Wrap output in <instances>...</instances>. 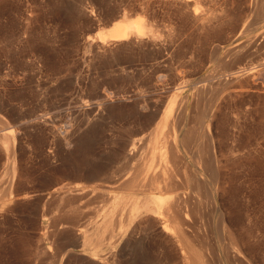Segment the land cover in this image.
<instances>
[{"label": "rangeland", "instance_id": "374dc122", "mask_svg": "<svg viewBox=\"0 0 264 264\" xmlns=\"http://www.w3.org/2000/svg\"><path fill=\"white\" fill-rule=\"evenodd\" d=\"M0 1H1L0 2V103H1L0 115L2 116V117L0 116V127L9 126L10 124H8V122L9 123L12 122L13 124L15 123L14 124L15 126L12 123H11V125H13V126H11V125L10 126L12 127L14 132H16L18 134V139H17L16 146H15L16 158H15V161L13 163L15 165V167L17 168V171H16L17 175L15 174V178H14V180H15L14 181L15 182L14 187L16 190L18 189L17 192H19L21 194H23V193H29V194L33 193L34 194L33 191H35V193L38 191L37 194L38 193L40 194L41 192L44 191L43 193L45 194L46 191H49L51 188H53V185H54V184L52 185V182L50 181V179H51L50 174L52 172H55L56 174H58V172H59V175H60V174H62V171L64 173V170L66 171L67 167L70 166V162H68V161H71V160L68 158L69 156H68L67 152L58 150L57 146L54 145V143H55L53 141V139H55L54 133H53L52 129L50 128V126L47 125V127H46V125H44V124H40V125L38 124L37 125L35 123V121H34V123H35L34 124V123H32L33 122L32 118H35V116H36V117H39V120H41L42 119V118H40L41 115L45 114L46 112H49V113L52 112V113H55L58 115H63L64 118L68 119V121H71L72 123L74 121V123H76V121L77 122H82L83 120L86 121L87 118L91 116V115L90 116L89 115L88 116H85V115H81V116L78 115L77 116L75 113H73L71 111V110H74L75 108H77L78 106H80L82 104L81 102L84 99L90 100V98L87 97L89 95L83 94V96H80V98H79V96H76L75 94H71L70 90L65 89L66 91L63 90L62 94L58 95L60 97H57V96L53 97L52 96L53 92L48 90L46 88V86L49 85L50 83L51 84L54 83L56 81V78H58V77H63V79L66 82H69L75 76H79V78H78L79 82L81 83L83 81L81 83V86L85 89L87 88V90L89 88L88 91L93 92L94 88L92 89V91L90 88L94 87V86L98 87L99 88L98 90H103V88H105L106 89L105 92H111L113 97L118 98V99H114L111 102L112 106L109 104V106H110L109 110H110L111 116L109 114H106V113L101 115L105 119H107V117L113 118L110 120L111 123L109 122L111 125L108 124V127H107V129L105 128L104 132L106 131L105 134L109 133L106 135L111 137V140H109L110 142H112V140H114V141L112 143H110L109 141H108V143L107 142L106 143L99 142L98 145L96 144L97 145V147H96L97 151H99L105 147L110 148V146H111V148H113V147L116 148L117 145H119V142L121 140H123V139L127 140L128 139V137H125V136H129V139H128L129 141L127 140L128 143L134 137H138L140 143L138 144L139 147H137V148H140V149H138L137 151H138V153H140V151L143 150V149L141 150V148H142L141 144H143L141 142H144L143 147H145L146 139L148 138L149 133L152 132L153 128L155 127V123L158 120V119L157 120L155 119L154 121L152 120L153 123H151L152 121H150L149 122L150 124L148 123L149 126H147V124L145 122L142 124L143 126L137 125L136 118L134 117L136 115V113H135L136 112V106L134 107L135 104H133V103H135L137 100H140L141 98L139 96L142 95L143 93H144L143 96L147 95V97L149 96L152 98L159 96V98L162 100V103L165 106L166 103L168 102L169 98H170L171 93L178 86L182 87L183 94L188 97L189 106H190V107L188 106L186 116L184 117V119L182 121V131H183V129L187 130V128H189L188 131H185V132H189L193 129L195 130V128H196V130L199 129L198 124H200V123L198 122V116L195 113H199L200 109L202 108V105L205 104L206 102H208V101L212 102V100L214 98V94H215L216 95L215 100H213V102L214 101L215 102L213 105L216 106V104L219 101L220 102L219 107L220 108L222 107V108L221 109L218 108V110L215 111V116H217V117H213V122H214L213 123V130H214L213 133L217 134V135L214 134V136H216L218 139V140L216 139V141L218 142V143L217 142L216 143L219 144V145H217V148H218L217 152H220L219 157L221 159V164H220L218 170H219L220 175L223 176V177L222 176H220V177H221V181H223V185L225 187V192L223 194L224 197L221 196L219 198L220 203H219V209H218L217 213L219 214V212H220L221 214H224L225 224L223 225V224L218 223L216 214L213 215V213H205L206 204L203 203V202H205V199L203 200L202 196L205 193L204 192V190L206 189L205 185L209 186L210 172L208 171L209 169L207 166H206L207 169L206 168L203 169L204 165H206V164L204 163V165H203L202 162L205 161L206 155H204V151H203V153H202V151H200V146L202 148V145L203 146L205 145V143H206L205 139L206 138L203 137L202 138L203 140H200L201 138L198 137V138H196V140H190L188 142V145L186 144V142L182 141L186 145L185 147L183 146L184 144L181 143V141L178 145V148L180 151V156L183 158V160L181 158L179 164H177L176 166H178V165L181 166V164H182V166L185 167L188 164V167H190L194 171V173L196 174V178L194 179V181H189V186L186 189V192L189 196L193 194L192 197L193 198L195 197L196 203L198 202V201H196V199L201 198V202L199 200L200 205L198 208L200 210V212H196L197 215L195 213L196 210L194 211L195 214L193 212L191 213V214H194V215H191L192 219H193V217L196 216L192 220V222L194 221L193 224L196 226V228H195V226H193L195 229L189 228L188 230L190 231L191 237L194 236V233H195V237H193V240H194L193 242H194V244H196L197 248H201L205 244L204 242H206V244L208 246L209 245L213 246L212 247L213 253H212V256L210 257L211 258L210 264H264V84L262 83L263 81L259 80L257 82L256 87L258 88V91L257 90L256 91L250 90L251 91L250 92L249 90H247L248 92L247 91L243 92L244 96L242 94V95L236 97L235 99L234 98H225L223 100L222 95L224 96L225 94H227V90L223 89V91H221L222 88H220V87H217L218 89L219 88L221 89V90L219 89L220 92L218 93L217 91H219V90L216 89V91H212V93H214V94L211 93V96L209 95L210 90H208L209 91V93L207 92L208 94H206V91H207L206 90L204 93L205 96L203 95L201 98H197L196 93H194V91H197L196 89L198 87H202L201 84L202 85L205 84L203 86L207 87L210 80L214 81L215 77H217L220 72L223 73L226 71V72L234 73L236 75L235 80L238 82H241V83H246L248 81L249 82L251 81V79L246 74L241 72V69L246 67V66H253L257 62L256 60L259 61L258 58H260L261 60L264 59V45H262V43H261L263 41L260 42L261 44L259 46L262 45L261 47L257 48L258 47L257 46L255 48H250V49L247 48V49L243 50L244 52L242 51V53L239 54V56L235 60L233 58H231V59L229 58L232 56H230L226 52L227 51L226 49L229 46V44L233 41V39H234L233 36H234V34H236L239 31L238 29L241 28V25H243L247 19L248 20L246 22H249V20L250 21L254 20L253 16L255 15L254 14L255 8L257 7L256 5H257V2H259V0L258 1L256 0V2H255V0H235V2L232 5H231V1L229 2V0H227V2H225V4L226 3L227 4L226 5L224 4V9H225V11L228 10V13H230V19L233 20V21L230 20L229 21L230 23L228 22V25H227V21L229 20V18L226 21H222V20L217 21V22L215 21L213 23V25H211V26H209V24L205 23L206 25L204 24L202 27H200L201 25L199 26V24H195V23L191 22V20H189V19H185V18L179 19V17H177L178 15L177 16L173 15L172 20H174V21L172 24H173V28H174V26H175V28L174 29L171 27L170 28L173 29L174 31L169 29L170 24L168 22H165L163 19L164 13H162V12H164V11H162V10H164V9L161 6H159L157 2H152L149 5V11L153 16V18L151 20V23H152L151 26H152V28L154 27L153 29L155 30V31H153V32H155V33H153L154 34L153 39L150 38L151 40L147 39V41H144V42H142L140 40L136 41V39L135 40L131 39V41L129 40V41L125 42V43H129L130 45L129 44L121 45L122 43L121 44H111L113 46L108 45L106 47L107 49L109 48L108 50H106L105 48L104 49L98 48V49H96L97 51H95V49L92 50V48H90L89 46L87 47L88 39L91 38L92 36H94L98 30H103V29H105L111 25V23H105L110 12L112 10H114L115 8L119 10L121 8V5H122V9H120V10H124L127 17H129V18L136 17L137 15L142 14L141 10H138V9L136 10V8L140 9L141 6H144L143 3L145 2V0H110V2H108L109 0H102L103 2L100 0L99 1L98 0H88V1L86 0V7L89 6V7H87L88 10H89V8H91V6L93 7V9H95L94 10L95 11L94 17H91L89 19L87 18L88 20L86 19V17L83 14H79L80 12L78 13V12H76V10L74 11L73 8L65 7V6H67V4H65V2L61 1V0H59V1L58 0H46V1L45 0H0ZM50 1L51 2L54 1L53 4L52 3L50 4L49 3ZM57 1H58V3H57ZM31 2H32V4L37 2L38 6H40V7L34 8L35 9L34 12L36 11V13L33 12V14H31V17L29 19L30 22H29V20H27V17H28V13L30 12L29 7L32 5ZM41 2H42V4H41ZM253 2H255L256 5L253 4ZM59 3H62V4L59 5ZM96 3H98V4L96 5ZM63 4H65V5L63 6ZM118 4H119V6H118ZM27 5H28V7H27ZM253 5H255V6H253ZM44 6H45V8H44ZM226 6H227V8H226ZM236 6H238V7H236ZM229 7H230V9H228ZM62 8H64V9L67 8L68 10L67 9L64 10ZM253 8H254V10H253ZM37 10H39V11L37 12ZM61 10H62V12H61ZM70 10H73V12H76V13H72ZM59 11L62 14H60V13L58 14ZM64 11H65V13H64ZM229 11H231V12H229ZM37 13H38V15H37ZM63 13L65 14V16H62ZM71 13H72V16H69L68 14L71 15ZM232 13H234V14L232 15ZM35 14H36V16H35ZM66 14H67V16H66ZM77 14H79V15H77ZM73 15H74V17H73ZM82 15L84 16V18L86 20L83 19ZM154 15H155V17H154ZM161 16H163V17L161 18ZM239 16H241V18ZM251 18H253V19L251 20ZM67 19H69V20H67ZM62 20L64 22H62ZM180 20H182V21L180 22ZM260 20L261 21L264 20V15L261 16ZM28 22H29V24H28ZM162 22H164V23H162ZM178 22H180V23H178ZM182 22L184 24H182ZM221 22L224 25L220 24ZM61 23H62V25H61ZM158 23H159V25H157ZM160 23H162V24L160 25ZM263 23L264 22H261V24H263ZM26 24H27V26H25ZM154 24L157 25V27L153 26ZM164 24H166L167 27ZM236 24H237V26H236ZM190 25L192 26V28ZM216 25H218L219 28ZM231 25H234V27L233 26L231 27ZM176 26H178V27H176ZM188 26H190V27H188ZM204 26H206V27H204ZM227 26H228V28H227ZM181 28H183V31H185V33L182 31ZM201 28H203V29H201ZM230 28H231L232 32L228 30ZM162 29L165 31H163ZM177 29L179 31L181 30L180 31L181 33H179L177 31ZM191 29L195 30V31L191 32ZM226 29H227V31H229V33L227 31H224ZM160 30H162V31H160ZM198 30L202 33H200ZM210 30H213V31H211V34H210ZM221 30H223V31H221ZM234 30H236V32H234ZM22 31H24V32H22ZM168 32H169V34H168ZM195 32H196V34L198 33V35H196ZM199 33L201 35H199ZM172 34H173V36H174L173 38L175 40L174 43H172V40H171ZM184 34H185V36H184ZM194 34L196 37L194 36ZM202 34L205 36V38ZM227 34H231V36L227 35ZM189 35H191V36H189ZM87 36H89L88 39H87ZM167 36H170L169 37L170 40L168 39ZM175 37H177V39H175ZM181 37L183 39L179 40ZM190 38H192V39L190 40ZM199 39H200V41H199ZM183 40H185V41H183ZM130 42H132V43H130ZM182 42H184V44ZM144 43L145 44L147 43V45H145ZM85 44H86L87 49L85 47ZM191 44L195 45V46L192 47ZM199 44H200V46H199ZM117 45H119V46H117ZM128 46H129V48H128ZM217 46H219V48ZM115 47L117 49L120 47L121 48L115 52V50H116ZM214 48L216 51L214 50ZM119 50L120 51L123 50V52L121 51L122 54H120ZM248 50L249 51L252 50L253 52L256 51L255 52L256 56L255 55L251 56L249 54L250 52ZM224 53H226V54H224ZM109 54H111L110 57H109ZM112 54L113 55L116 54V55H114L115 57L114 56L112 57ZM119 54H120V57L123 55L121 57V59H119L120 58ZM242 54H243V56H242ZM248 54L250 55V57ZM224 55H228V57L224 56ZM244 55H248V56L245 57ZM61 56H63L65 61L62 60ZM116 56H118V57H116ZM260 56H263V57H260ZM58 58H60V59H58ZM73 58H75V62H74ZM113 58L115 60H113ZM76 59H79V60L76 61ZM85 59H86V61H85ZM109 59H111V60H109ZM162 59H166V60H162ZM70 60L73 62L70 63ZM223 60L225 63L221 62ZM229 60H231L230 66H229ZM84 61H85V65L82 64V63H84ZM232 61L235 63L237 62V63L234 64ZM58 62H61V63L59 64ZM56 63L58 64V66ZM69 63H70V65H69ZM128 63L131 66H133V68ZM226 63L228 65L227 66L224 65L225 69L222 68L223 65H221V64H226ZM53 64L55 67H53ZM63 64L67 65V66L64 65L66 69L64 68ZM60 65H61V67L63 66V68H58V67H60ZM68 65H69V70H68ZM166 65L168 66V68ZM56 66L59 70L56 68ZM70 66L73 67L74 69L71 68ZM124 67H126V68H124ZM173 67H175V69L177 68L176 69L177 71ZM70 68H71V71H70ZM83 68L85 69V72H84ZM63 69H64V71H63ZM77 69L79 72L77 71ZM65 70H67V71H65ZM82 70H83V73H85L84 75L82 73ZM124 70H126V73ZM171 70H174L175 72H177V74L173 71L171 72ZM59 71H60V74H59ZM68 71H69V73H68ZM120 71L123 74H121ZM167 71H168V73H167ZM216 71H217V73H216ZM51 72H53L52 74L54 76L51 74ZM73 72H74V75H73ZM128 72L133 77L135 76L134 79H133V77L130 78L131 75ZM116 73L117 74L119 73V74L117 75ZM166 73L169 74L170 77ZM174 73L176 75H173ZM212 73L214 75L215 74L216 75L218 74V75L214 76ZM210 74H212L213 79H210L211 78ZM128 75H129V77H127ZM138 75H140V76H138ZM69 76H71V77H69ZM72 76H74V77L72 78ZM82 76H83V78H81ZM124 76H126V77H124ZM137 76L139 78L141 77L140 80ZM174 76H176V77H174ZM177 76H180V77H177ZM203 76H204V78H202ZM46 77L48 78L47 80L49 82L45 79ZM136 77H137V79H136ZM167 77H169V78H167ZM181 77H182V79H181ZM185 77L187 79H184ZM127 78H128V80H127ZM174 78H177V79L180 78V79L177 80ZM40 79L46 80L47 85L43 86V87H38L37 86V80H40ZM66 79H69V80H66ZM80 79L81 80L83 79V80L81 81ZM88 79H91V80H88ZM148 79L150 81H148ZM188 79H189V81H186ZM86 80H88V81H86ZM107 80L110 82H107ZM134 80H135V82H133ZM145 80L147 82H145ZM99 81H100V83H99ZM102 81H103V83H102ZM183 81H185L186 83L185 82L183 83ZM190 81L192 82V85H191ZM88 82L89 83L92 82V83L89 84ZM94 82H96V83H94ZM104 82H106V83H104ZM142 82H144L146 84L149 83L147 85L148 88H146L147 87L146 84L144 85ZM179 82H180V84H179ZM187 82H189V83H187ZM83 83L84 84L87 83V84L84 85ZM93 83H94V85H93ZM108 83H109V85L112 84L111 87L108 85ZM135 83H137L138 85H136ZM34 84H36V85H34ZM105 84H107V86ZM172 84H173V87H172ZM170 85L172 88H170ZM133 86H135V87H133ZM137 86H139V87H137ZM101 87H103V88H101ZM256 87H254V89ZM259 87H261V88H259ZM189 88H190V90H188ZM135 89H137L138 92ZM141 89H142V91L140 92ZM144 90H146V91H144ZM43 91H45V92L43 93ZM116 92H117V94H116ZM132 92H134V93H132ZM66 93H67L68 97L66 96ZM47 94H50V95L52 94L51 95L52 98H50V95H47ZM118 94H119V97H118ZM134 94L136 95V97ZM217 94H218V96H217ZM91 95L92 94H90V96ZM41 96H43V97H41ZM208 96L210 98L212 97V100L211 99L207 100ZM69 97H71V98H69ZM206 97H207V99H206L207 101L205 100ZM43 98L45 100H48V101L45 102V100ZM62 98H65V99L62 100ZM239 98H241V99H239ZM68 99H70V100L75 99V100L70 101ZM220 99H221V101H220ZM59 100H62V101H59ZM197 100H198V103L195 102ZM225 100H226V102H225ZM39 101H40V103H38ZM53 101L54 102L58 101L57 105L59 108H57V109H60L61 113L59 112V110L57 112L55 110V108H52L51 105L53 104ZM64 101H65V103H64ZM76 101H78L79 104ZM192 101H194L193 104H192ZM50 102H52V104ZM37 103H38V105H37ZM196 103H197V105H196ZM44 104L45 105L47 104L48 106L45 107ZM129 104H131V105H129ZM35 105H36V107H35ZM39 105H41V106L39 107ZM65 105H67L66 106L67 108L65 107ZM75 106H77V107H75ZM192 106H194V107H192ZM196 106L197 107L200 106V109H199V107L197 108ZM4 107H5V109H4ZM43 107H44V109H43ZM130 107H131V109H130ZM47 109H48V111H47ZM53 109L55 110V112ZM34 110H37V111H34ZM51 110H53V111H51ZM69 110L71 111V113L68 112ZM114 110H116V111H114ZM195 110H196V112H195ZM64 111H66L68 114ZM113 111H114V113H113ZM125 111H126V113L128 112L127 113L128 115H132V117L129 116V118H128L127 117L128 115L125 113ZM129 111L131 112V114H129ZM31 112H33V114ZM117 112L118 113L121 112L122 114L124 112L125 114H124V116H120L122 114L121 113L118 114ZM28 113H30V115ZM38 113H40L41 115L39 114L40 116L39 115L37 116L36 114H38ZM115 113L117 116L119 115L120 117L118 116V118H117L116 115H114V117H113V114H115ZM216 113H218V114H216ZM6 115H8V116H6ZM33 115H34V117H33ZM23 116L27 120L24 119ZM30 116H32V117H30ZM10 117H12V118H10ZM78 117H80L81 120ZM82 117H84V118H82ZM195 117H196V119H195ZM4 118L6 119L5 121H4ZM13 118L16 120H14ZM119 118H121V120ZM131 118L133 121L132 124H131ZM214 118H216V119H214ZM19 120L22 123H23V121L24 122L27 121V122L22 124V123H20ZM120 122H123V123H120ZM130 124H131V126H129ZM26 125H28V126H26ZM122 125H124V128ZM20 126H23V127H20ZM30 126H33L35 128H33V127L30 128ZM133 126H134V128H133ZM36 127H37V130H36ZM118 127H120V128H118ZM126 127L128 128V130L126 129ZM122 128L124 130H122ZM129 128L132 129L133 131H130ZM135 128H137V129H135ZM216 128H217V130H215ZM41 129H42V131H41ZM111 129H113L115 131L114 134H113V130L111 131ZM125 129H126V131H125ZM116 130L117 131L120 130L122 132L124 131L125 133L124 132L119 133L120 131L117 132ZM138 130H140V131H138ZM142 130H144V131H142ZM19 131H20V133H19ZM127 131H128V134L126 133ZM138 132H139V134H137ZM115 133H117V134H115ZM130 134L131 135L134 134V135L131 136ZM36 135H38V137ZM115 135H117V136L115 137ZM120 137H122V139ZM219 137L222 139H220ZM142 138H144V139H142ZM134 139H136V138H134ZM19 140H20V143H19ZM204 141H205V143H204ZM114 142H115V145H114ZM40 144H42V145H40ZM99 144L101 147L99 146ZM199 144H200V146H199ZM104 145H106V146H104ZM55 146H56V148H55ZM44 147H46V148H44ZM47 148H49V149H47ZM192 148H193V150H192ZM194 148H196V149H194ZM220 149H222V150H220ZM126 150H127V148H126ZM191 150H192V152H191ZM195 150H197V151L195 152ZM3 151L4 150L1 149V146H0V188H1V190L3 189L2 187H4L6 185L5 180H7L6 179L7 178L6 172H5V174H3L4 173L3 171H6L5 169H7V171H9L11 168L10 167V160H8L6 158V155ZM199 151L201 152V154ZM221 151H223V153ZM198 152H199V154H198ZM54 153L56 154V156ZM193 153H197V154H193ZM65 154H66V156H65ZM193 155H195V156H193ZM202 155H204L205 157ZM198 156L203 157V158H201V161H202V159L205 158L202 162L200 161L202 164L199 162L200 158ZM221 156H223V157H221ZM192 157H194V158H192ZM196 157H198V158H196ZM64 159H65V161H64ZM194 159H195V161L197 160V162L193 161ZM116 161L118 163L119 162L120 163L118 164L114 161L115 166L113 167L114 162H111V165L112 164L113 165L111 166L110 164H108V167L110 166L112 168V170L114 169L113 171L118 172V173L114 172L115 174H119L121 172L120 170H122L124 164H123V161H121V160H119V161L116 160ZM64 162H65V164H64ZM131 162H134V160H132ZM131 162H130V164H131ZM185 162H186V164H185ZM223 162H226V163H224L225 165L223 164ZM194 163H197V164H194ZM199 163H200V165H199ZM99 164H102V163H99ZM117 164L121 165V166H118ZM222 165H224V166L222 167ZM5 166L7 168H5ZM60 166H61V168H60ZM103 166H105V165H103ZM180 166H178V167L182 170L184 167H180ZM224 167L227 168L228 171L230 170V172L227 173L228 171ZM53 168H54V170H53ZM63 168H64V170H63ZM119 168H120V170H117ZM49 169H50V171H49ZM202 169L206 170V171H203ZM47 170H48V172H47ZM224 170L226 171L227 174L225 173ZM179 172L176 173V181L180 182V179L182 181V178L179 179V176H181V174H180L181 172L180 173ZM204 172H206V173L204 174ZM178 173L180 174L179 176H178ZM222 173L225 175H223ZM48 174H49V176H48ZM228 174H230V175L228 176ZM231 175L235 178V181H234V178L231 177ZM16 177H17V179H16ZM43 177H45V178H43ZM228 177L233 178V179L230 180V179H228ZM47 178H48V180H46ZM204 179H206V180H204ZM200 180L203 181V183H202V181L200 183H202V185L204 186L205 189H203L201 187L202 185L199 183ZM207 180H208V182H207ZM224 180H228V182L226 181V185H225ZM233 181H234V184H233ZM16 182L18 184H16ZM48 183L51 184V187H50V184L48 185ZM204 183H208V184H204ZM227 183H229L231 186ZM1 185H4V186H1ZM191 185H193V186L191 187ZM252 185H253V187H252ZM46 186H48L47 189H45ZM231 188L233 189V191ZM251 188L253 191H251ZM200 189H203V190H201L203 192V194L200 191ZM234 190L236 192H234ZM181 193H182V189L178 188L175 190L176 195H180ZM199 193H201L202 195ZM226 193L228 194L227 196L225 195ZM230 194H231V196H230ZM36 197H37V195L35 196V194H34L33 197L25 198V200L24 199L23 200L20 199L19 201L15 200L13 202L8 203V206L6 204L2 208V210L0 211V264H50V262L53 259H55L56 261L53 260L51 262V264L54 261L56 262V264H63V262H64L63 254L69 248V246H68L69 245V242H68L69 239L66 238L67 239L66 240L65 237H63V236H56L57 231L60 229H63L64 226H66V225L67 226H73L75 223H76L75 225L81 224L79 222L84 220L83 219L84 217H85V221L86 220L88 221L87 218H89V215L87 214L86 210L85 211H83V210L84 209L89 210L90 208L88 207V205H87V207L89 209L86 206H85L86 208L84 207L85 204H84V202H82L83 200H80L82 203L78 200L77 202H75V205H79V202L81 203L79 205V207L82 206L83 209L81 207H80V209L82 210V213L84 214V216L81 213L82 214L81 216H83V217H81V216L78 217V218H80V220H78V218L74 219L73 220L74 224L72 225V224H70V223H72L71 220H69L70 222H67V220L65 219V217L68 215V213H70L69 211H67L70 208L68 205H66V208H65V206H63L64 207L63 208L61 206H56L55 204H52V205H54V207H56V208H54L56 210H52L51 214H50L49 211L51 210V208L53 209V206H51V204L49 202L48 203L46 202L47 196H45L41 200L39 197H37V202H36ZM204 197H205V194H204L203 198ZM248 197H250L251 199H249ZM222 198L224 201H222ZM191 201H193V199ZM222 202H224L223 205H222ZM228 202H229V204L230 203H234V204L228 205ZM41 203H47V205L46 204L41 205ZM37 204L39 205V207ZM82 204H84V205H82ZM188 204L189 203H187V205H185V207L189 208L190 206H192L191 204H189L190 206ZM236 204H238V205H236ZM196 205L198 206V204H196ZM10 206H11V208H10ZM46 206L47 207L49 206L48 207L49 209ZM37 207L39 208V210ZM60 207H61V209H60ZM91 207L93 208L92 205H91ZM223 207L227 211L224 210ZM6 208L8 209L7 211H6ZM62 208L64 210H66V212ZM200 208H202V209H200ZM203 208H204V211H203ZM3 209L5 211H3ZM59 209H60V212L61 211L65 212L66 216L64 213L62 214V212L61 213L58 212L57 214H58V216H60V217H58L56 212L59 211ZM235 209L238 211H236ZM34 210L36 211V214L38 215L37 217H36V214L34 215V213H33ZM45 210H47L49 215H47L48 213ZM231 210H233L234 214H233V212H231ZM42 212L44 214L46 212L47 214L44 216V215H42ZM202 212L204 213L205 217L202 216V214H203ZM199 213H200V215H199ZM3 214H5V215H3ZM85 214H87V215H85ZM52 215H55L57 217L56 218L55 216H53L54 220H56V219L58 220V221H56V223L57 222L58 223L57 224L55 223L57 227H55V225L53 224L55 221L52 219ZM49 216H51L50 218H51V221L53 223L49 222V221L47 222V220H50ZM197 217L198 218L200 217V219H198ZM202 217H203V219H202ZM233 218H234V220H233ZM61 219H62V221H61ZM64 219L66 220L67 223L65 221H63ZM196 219H197V222H195ZM201 220H204V222ZM50 223H52V224H50ZM199 223H201V224H199ZM47 224H49L48 227H47ZM43 225L46 228H48V230L47 229L43 230V228H45ZM50 225L52 226V228L54 230V232H53V230L51 229L50 234L53 233L52 235H50L48 232V231H50ZM198 226L199 227L201 226V227L198 228V230H196ZM41 227H42V229H40ZM201 228L204 229L205 231L201 230ZM224 228L225 229L228 228V230H225ZM56 229H58V230H56ZM218 229H219V231H216ZM192 230H195V231H192ZM45 231L48 232L47 234H49V235H47ZM217 232H219V233H217ZM225 232L226 233L228 232V234H225ZM196 233H197V235H196ZM201 233L202 234L205 233V235L200 236ZM229 234H231L233 236H231ZM54 235L56 236V238L53 237ZM49 236H51V238H47ZM54 238L58 239V240L55 241ZM228 238H230V239L234 238L236 241H238V244H239L240 249H241L240 253H236L232 248H229V239ZM60 239H61V245H59ZM50 241H52V242H50ZM62 241H63V243H62ZM56 242H59V244ZM50 243H52V244H50ZM65 243H66V247H65ZM52 246H53V248L54 247L55 248L53 249ZM58 246L61 247V249H59ZM48 249H50V250H48ZM152 249H154V250H152ZM59 251H61L60 254H59ZM53 252H55L56 254H54ZM157 252H158V254H157ZM52 253H53V255H51ZM155 253L159 258L158 264H170V263H172V261L169 259L170 257L165 253V250L163 249V247L161 248V247H157V246H152L148 252L149 256L152 254L150 256V258H153L154 256H156ZM48 255L50 257H52V256H54V257L51 259L50 257H48ZM216 257L220 258L221 262H218L216 260ZM73 258L74 257H70L69 260H66V262H68V263H66V262H64V263H66V264H79L80 263V259H78V257H75L74 259ZM128 259L131 260V262L126 259V260L122 261V264H141V263L147 264L144 261H139V260H135L132 258H128ZM47 260H50L49 263H47ZM169 260L171 262H169Z\"/></svg>", "mask_w": 264, "mask_h": 264}, {"label": "bare ground", "instance_id": "6f19581e", "mask_svg": "<svg viewBox=\"0 0 264 264\" xmlns=\"http://www.w3.org/2000/svg\"><path fill=\"white\" fill-rule=\"evenodd\" d=\"M58 1H57V3H58ZM61 1H64L65 4H67V6H65V7H67V8L68 7L73 8L74 11L76 10V12H78V13L80 12L79 14H83L86 17V19L87 18L89 19L91 17H94V15H95L94 14V12H95L94 10L95 9H93L92 6H91V8H89V10L87 8L89 6L86 7V0H61ZM100 1H102V0H100ZM230 1H231V5L235 2V0H229V2ZM53 2L50 1L49 3L50 4L51 3L53 4ZM108 2H110V0ZM152 2H157L158 5L161 6L164 9V10H162V11H164V12H162V13H164V18L163 19H164L165 22H168L170 24V25L168 24L169 25V29L172 30V31H174L173 29L175 28V26L173 28V24H172L173 21H174V20H172L173 19V15H175V16L178 15L177 17H179V19L180 18L189 19V20H191V22H193L195 24H199V26L201 25L200 27H202L205 23L206 24H209V26H211V25H213V23L215 21L216 22L217 21H221V20L222 21H226L229 18V20L227 21V25H228V22L230 20H232V19H230V13H228V10L225 11V9H224V4H225V2H227V0H145V2L143 3L144 6H141L140 9L139 8H136V10L137 9L138 10H141L142 14L141 15H137L136 17H133V18L127 17L125 11L124 10H120V9H122V5L119 3L121 5V8L119 10L116 9V8L114 10H112L110 12L107 20L105 21V23H111V25L109 27L103 29V30H98L95 33V35L92 36L91 38H89V36H87V39L89 38L88 39V45H87V47L89 46L90 48H92V50L95 49V51H97L96 49H98V48H103V49L105 48L106 50H108L109 48L108 49L106 48L108 45H111V44H121V43H122L121 45L129 44V43H125V42H127L129 40L131 41V39H134V40L136 39V41L137 40H140L142 42L147 41V39H150V38L153 39L154 38L153 37L154 36L153 33H155L153 31H155V30L153 29L154 27L152 28V26H151L152 25L151 20H152L153 16H152V14L149 11V5ZM255 2H256V0H255ZM255 2H253V4H255ZM31 4H32V2H31ZM41 4H42V2H41ZM61 4L62 3H59V5H61ZM65 4H63V6ZM97 4L98 3H96V5ZM119 4H118V6H119ZM255 5H253V6H255ZM256 6L257 7L255 8V13H254L255 15L253 16L254 20L253 21H250L249 20V22H246L248 20L247 19L245 21V23L243 25H241V28L238 29L239 31L236 34H234L233 41L229 44V46L226 49L227 50L226 52L230 56H232V57H229L230 59L233 58L235 60L239 56V54H241L242 51L245 50V49H247V48L250 49V48H255L257 46H258L257 48H259L262 45H264V43H263L264 42V23L261 24V22H264V20L263 21L260 20L261 19V16L264 15L263 14L264 13V0H259V2H257V5ZM27 7H28V5H27ZM37 7H40V6H38L37 2H35L34 4H32L29 7V11L30 12L28 11L29 13H28L27 20L30 19L31 14H33V12L35 10L34 8H37ZM230 7L228 9H230ZM236 7H238V6H236ZM44 8H45V6H44ZM226 8H227V6H226ZM62 9H64V8H62ZM66 9H64V10H66ZM39 10H37V12ZM73 10H70V11L72 13H76V12H73ZM253 10H254V8H253ZM61 12H62V10H61ZM229 12H231V11H229ZM34 13H36V11ZM59 13H60V11L58 12V14ZM64 13H65V11H64ZM64 13H63L62 16H65ZM72 13H71V15L70 14H68V15L69 16H72ZM60 14H62V13H60ZM79 14H77V15H79ZM233 14L234 13H232V15ZM37 15H38V13H37ZM35 16H36V14H35ZM66 16H67V14H66ZM84 16H83V19H85ZM73 17H74V15H73ZM154 17H155V15H154ZM162 17L163 16H161V18ZM239 17L241 18V16H239ZM253 18H251V20ZM67 20H69V19H67ZM181 21L182 20H180V22ZM29 22H30V20H29ZM29 22H28V24H29ZM62 22H64V21L62 20ZM180 22H178V23H180ZM162 23H164V22H162ZM162 23H160V25ZM182 24H184V23L182 22ZM220 24H223V23L221 22ZM61 25H62V23H61ZM157 25H159V23ZM157 25L154 24L153 26H156L157 27ZM164 25L167 27L166 24H164ZM25 26H27V24ZM178 26H176V27H178ZM190 26H188V27H190ZM216 26H218V25H216ZM232 26L234 27V25H231V27ZM236 26H237V24H236ZM170 27L173 28V29H171ZM204 27H206V26H204ZM191 28H192V26H191ZM218 28H219V26H218ZM227 28H228V26H227ZM181 29L183 31V28H181ZM201 29H203V28H201ZM162 30H160V31H162ZM228 30L231 31V28L228 29ZM163 31H165V30H163ZM177 31L179 33H181L180 32L181 30L179 31L177 29ZM192 31H195V30H192L191 29V32ZM211 31H213V30H210V34H211ZM221 31H223V30H221ZM224 31H227V29L224 30ZM229 31H227V32L229 33ZM22 32H24V31H22ZM169 32H168V34H169ZM183 32L185 33V31H183ZM234 32H236V30H234ZM200 33H202V32H200ZM200 33H199V35H201ZM195 34H196V32H195ZM195 34H194V36H195ZM231 34H227V35H230L231 36ZM196 35H198V33ZM184 36H185V34H184ZM189 36H191V35H189ZM167 37L170 40V38H169L170 36H167ZM173 37L174 36L172 34L171 35L172 43H174V41H175ZM177 37H175V39H177ZM204 38H205V36H204ZM181 39H183V38L181 37L179 40H181ZM191 39L192 38H190V40ZM183 41H185V40H183ZM199 41H200V39H199ZM261 41H263V42H261ZM260 42L262 43L261 46H259L261 44ZM130 43H132V42H130ZM147 43L146 44L144 43V44L147 45ZM182 43L184 44V42H182ZM111 46H113V45H111ZM117 46H119V45H117ZM193 46H195V45H192V47ZM199 46H200V44H199ZM85 47H86V44H85ZM87 47H86V49H87ZM217 47L219 48V46H217ZM120 48H118V49H120ZM128 48H129V46H128ZM118 49L116 48L115 52ZM214 50H215V48H214ZM121 51L123 52V50H121ZM121 51H120V54H122ZM249 52L248 53L251 56H254L256 51L253 52L251 50ZM120 54H119V57H120ZM224 54H226V53H224ZM110 55L111 54H109V57H110ZM114 55H116V54H114ZM114 55L112 54V57ZM248 55H244V56L247 57ZM250 55H249V57H250ZM224 56H227L228 57V55H224ZM242 56H243V54H242ZM116 57H118V56H116ZM121 57L119 59H121ZM260 57H263V56H260ZM61 58H62V60H64L63 56H61ZM58 59H60V58H58ZM258 59H259V61L256 60L257 62L253 66H246V67H244V68L241 69V72H243L244 74H246L251 79L250 82L248 81L246 83H241V82L236 81L235 80L236 75L234 73H231V72H226V71L223 72V73L220 72L219 75L217 74L218 76L216 74L214 75L213 74L214 72H213L212 74L214 76H217V77H215V80L214 81H211L210 80V79H213L212 74H210V77L211 78L209 77L210 78L209 79L210 82L207 85V87L206 86L205 87L203 86L205 84H203V85L201 84L202 87H198L196 89L197 91H194V93H196L197 98H201L203 95L205 96L204 93H205L206 90H207L206 91V94H208L209 93L208 90H210V94L209 95L211 96L212 91H216V89L219 90L220 88H222V90L220 89L221 91H223V89L227 90V94L224 93L225 95L224 96L222 95V97H223L222 99L224 100L225 98H234L235 99L236 97L242 95L243 92H245L247 90H249V91L250 90L251 91L252 90H254V91L257 90L258 91V88L256 87L257 82L259 80H261V81H263L262 83L264 84V59L263 58H262L263 60H261L260 58H258ZM73 60L75 62V58H73ZM78 60L79 59H76V61H78ZM109 60H111V59H109ZM113 60H115V59L113 58ZM162 60H166V59H162ZM85 61H86V59H85ZM85 61H84V63H82L83 65H85ZM230 61L231 60H229V66H230ZM71 62H73V61L70 60V63ZM221 62L222 63H225L224 60L221 61ZM58 63L60 64L61 62H58ZM70 63H69V65H70ZM233 63L236 64L237 62L236 63L233 62ZM64 65H66V64H63V66ZM69 65H68V70H69ZM221 65H223L222 68L225 69L224 65L227 66L228 64L226 63V64H221ZM57 66H58V64H57ZM57 66H56V68H57ZM63 66L61 67V65H60V67H58V68H63ZM53 67H55L54 64H53ZM131 67L133 68V66H131ZM64 68H65V66H64ZM71 68H73V67H71ZM71 68H70V71H71ZM124 68H126V67H124ZM167 68H168V66H167ZM173 68L175 69V67H173ZM78 69H77V71H78ZM126 70H124L125 73H126ZM63 71H64V69H63ZM65 71H67V70H65ZM121 71H120V73H121ZM172 71L175 72L174 70H171V72ZM84 72H85V69H84ZM52 73L53 72H51V74ZM68 73H69V71H68ZM82 73H83V70H82ZM167 73H168V71H167ZM175 73L177 74V72H175ZM175 73L173 75H176ZM216 73H217V71H216ZM59 74H60V71H59ZM84 74L85 73H83V75ZM121 74H123V73H121ZM73 75H74V72H73ZM167 75L169 76V74H167ZM138 76H140V75H138ZM69 77H71V76H69ZM73 77L74 76H72V78ZM124 77H126V76H124ZM127 77H129V75ZM132 77L133 76L131 75L130 78H132ZM134 77H133V79H134ZM137 77H136V79H137ZM169 77H167V78H169ZM174 77H176V76H174ZM177 77H180V76H177ZM78 78H79V76H75L69 82H66L63 79V77H58V78H56V81L54 83H52V84L50 83L49 85H47L46 80L48 78L46 77L45 78L46 80H44V79L37 80V86L38 87H43V86H46L47 85L46 88L48 90H50L51 92H53L52 93L53 95L51 94L53 97H55V96L60 97L58 95H61L62 92H63V90L66 91L67 89L70 90V93L71 94H75L76 96H79V98H80V96H83V94L89 95L87 97H89L90 100H87V99L86 100L84 99L83 101L81 100L82 101L81 102L82 104L80 106L77 105L78 107L75 106L77 108H75L74 110H71L69 108L77 116L78 115H80V116L81 115H85V116H88V115L90 116L91 115L88 118L86 117L87 118L86 121L83 120L84 121V122L82 121L83 123L82 122H77V121H76V123H74V121H73V123H72L71 121H68V119L64 118L63 115H58V114H55V113H52V112H50V113L49 112H46L43 115H41L40 113H38L36 115L38 116L40 114L41 116L40 115L39 116L42 119L39 120V117H36L35 116V118H32L33 119L32 120L33 122L31 121L32 123H34V121H35V123L37 125L38 124L39 125L40 124H44V125H46V127H47V125L50 126V128L52 129V131L54 133V138H55V139H53V141L55 142L54 145L57 146L58 150L67 152V154L69 156L68 158L71 160V161H68V162H70V166L67 167V170L65 171L64 168H63L64 173L62 171V174H60V175H59V172H58V174H56L55 172H52L50 174L51 175L50 181L52 182V185L54 184L53 185V188H51L49 191H46L45 194L43 193L44 191L41 192L40 194L39 193L37 194V192H38L37 191L38 189H37L36 190L37 191L36 193H35V191H33L34 194H35V196L37 195V197H39L40 200L42 198H44L45 196H47V201L46 202L47 203L49 202L51 204V206H53V209L51 208L50 211L48 210L50 212V214H51V211L52 210H56V209H54L56 207H54V205H52V204H55L56 206H61V207L65 206V208H66V205H68L70 208L67 211H69L70 213L67 212L68 215L66 216V213H65L66 210L63 209L64 207L62 209L65 212H62V211L61 212H62V214L63 213L65 214L66 217L65 216L64 217L67 220V222H70L69 220H71L72 223H70V224H72V225L74 224L73 223V220L76 219V218H78V217H80L83 214L82 213V210L80 209V207L82 208V206L79 207V205L82 202H84V204H85V205L82 204V205H84V207L85 206L87 207V205H88V207L90 208L89 209L87 207L89 210H87V209H84L83 210V211L86 210L87 211V214L89 215V218H87L88 221L86 220L87 222L85 221V217H84L83 218L84 220H82L83 222L82 221L79 222L81 224L75 225L76 224L75 223L73 226H67L66 225V226H64L63 229H60V230L56 229V230H58L57 233H56L57 235L55 234L56 236H63V237H65V239L66 238L69 239V241H68L69 242V245H68L69 248L63 254V256H64L63 257L64 262H66V260H69L70 257H74V258L75 257H78V259H80V263L79 264H122V261L123 260H126V259L129 260L128 258H132V259H135V260L144 261L147 264H158L159 263V258L156 255V253H155V255L157 257L154 256L153 258H150V256L153 253L150 256L148 254V252H149V250H150V248L152 246H157V247H161V248L163 247V249L165 250V253L170 257L169 259L172 261V263H170V264H210L211 263V258L210 257L212 256V253H213V250H212V247L213 246L212 245H209L208 246L206 244V242H204L206 245L203 243L204 245L201 248H197L196 247V244H194V242H193L194 241L193 240V237H195V233H194V236L191 237L190 231L188 230L189 228L191 229V228H194L193 226H195L193 224L194 221L192 222V220L196 216L193 217V219H192V216L191 215H194L196 212H200V210L198 208H199V205H200V202H201V198L200 199L199 198L196 199V201H198V202L200 200L199 203L198 202L196 203L195 202V197L194 198L192 197L193 194L189 196L187 194V192H186V189L189 186V181H194V179L196 178V174L194 173V171L190 167H188V164L185 167L182 166V164H181V166L178 165L180 167H184L182 170L178 166H176V165L179 164L180 159L182 158L180 156V151H179V148H178V145H179L180 141H181V143H183L182 141H184L188 145V142L190 140H196V138H198V137L201 138L200 140H203L202 139L203 137L206 138L205 139L206 140V143L204 141L205 145L204 146L202 145V148H201V146L199 144L200 151H202V153L204 151V155H206V159L204 158L205 161H203L204 159H202L203 162L201 161V158H203L202 156H204V155H202L201 157L198 156L200 158V160L198 159L199 162L201 161L203 163V165H204V163L206 164V165H204L203 169L204 168L207 169V167H208V169H209L208 171L210 172V183H209V186L205 185L206 189L202 185V183H203L202 180L203 179L199 181V183L202 181V183H200L202 185L201 187L206 190V191L204 190L205 197L203 198L204 194L201 191L203 189H200V191L203 194L202 199L203 200L205 199V202H203V201L202 202L206 204L205 213H213V215L216 214L218 223L224 225L225 224L224 214H221L220 212H219V214L217 213V211L219 209V203H220L219 202V198L221 196H223V194L225 192V187L223 185V181H221V177L220 176H222V175H220L219 170H218V168H219V166L221 164V159L219 157L220 156L219 155L220 152H217L218 151L217 145H219V144H217L218 143L216 141L217 137L214 136L215 133H213V131H214L213 130V123H214L213 122V117H217V116H215V111H217L218 108H220L219 107V105H220V102L219 101L216 104V106L213 105L214 102H215V101L213 102V100H215V96L216 95L214 93H212V94H214L213 100H212V97L210 98L208 96V99L206 97L205 100L206 99L207 100L211 99L212 102L211 101L206 102L207 101L206 100L205 101L206 103L202 105V108L201 109H200V106H198L199 109H200V111H199V113H195V114H197V116H198V122L200 123V124H198L199 129L196 130V128H195L196 131L193 129L194 131L191 130L189 132H185V131H188L189 128H187V130H184L183 129V131H184L183 132L182 131V121H183V119H184V117L186 116V113H187V109H188V106H189V99H188V97L186 95L183 94L182 87H179L178 86L175 90L173 89L174 91L172 93L170 92L171 93L170 98H169V100H168V102L166 103L165 106L162 103V100L159 98V96H157L155 98H152V97H149V96L147 97V95L146 96H143V94H144L143 93L142 95L139 96L141 99L139 98L140 100H137L135 103H133V104H135L134 107L136 106V112H135L136 115L134 117L136 118L137 125L143 126L142 124L145 122L147 124V126H149V124H150L149 122L150 121H152V120L154 121L155 119L156 120L158 119L157 122L155 123V127L153 128L152 132L149 133V136L146 139L145 147H143L144 142H141V143H143V144H141L142 145L141 150L142 149L143 150L140 151V153H138V151H137L138 149H140V148H137V147H139L138 144L140 143L138 137H134L133 136L136 139H134V138L132 139L131 138L132 140L128 143L129 136H125V137H128V139H127L128 141L127 140H124V139L121 140V141L119 140L120 141L119 142V145H117L116 148H114V147L111 148V146H110V148H108V147L106 148L105 147V148H102L101 150L97 151V148L96 147H97V145H98L99 142H104V143L107 142L108 143V141L111 140V137H109L108 135H106V134H109V133H106L105 134L106 131L104 132V130H105V128L107 129L108 124L111 123L110 120L113 119V118H109V117L106 116L107 119H105L101 115L102 114H105V113L110 115V110H109L110 106H109V104L111 105V102L114 99H118V98L113 97V95H112L111 92H105L106 89L103 88V87H101V88H103V90H98L99 88L98 87H95V86L94 87H91L90 88L91 91H92L93 88H94L93 89L94 91L93 92H90V91H88L89 88L87 90V88L85 89V88H83L81 86V83L83 82L82 81L83 79L82 80L80 79L82 81L80 83ZM81 78H83V76ZM140 78H139V80H140ZM202 78H204V76ZM174 79H177V78H174ZM179 79H177V80H179ZM181 79H182V77H181ZM184 79H187V78L185 77ZM66 80H69V79H66ZM88 80H91V79H88ZM88 80H86V81H88ZM127 80H128V78H127ZM148 81H150V80L148 79ZM186 81H189V79L186 80ZM107 82H110V81L107 80ZM133 82H135V80ZM145 82H147V81L145 80ZM184 82L185 81H183V83ZM91 83H89V84H91ZM94 83H96V82H94ZM94 83H93V85H94ZM99 83H100V81H99ZM102 83H103V81H102ZM104 83H106V82H104ZM142 83L144 85L146 84L144 82H142ZM187 83H189V82H187ZM86 84H84V85H86ZM135 84L138 85L137 83H135ZM148 84H146V86ZM179 84H180V82H179ZM34 85H36V84H34ZM105 85L107 86V84H105ZM108 85H109V83H108ZM111 85H109V86L111 87ZM191 85H192V82H191ZM135 86H133V87H135ZM137 87H139V86H137ZM172 87H173V84H172ZM172 87L170 85V88H172ZM217 87H220V88L218 89ZM254 87H256L257 89L256 88L254 89ZM146 88H148V86ZM259 88H261V87H259ZM135 90H137V89H135ZM188 90H190V88ZM220 90L217 91V92L219 93ZM141 91H142V89L140 90V92ZM144 91H146V90H144ZM44 92L45 91H43V93ZM134 92H132V93H134ZM137 92H138V90H137ZM90 94H92V95L90 96ZM116 94H117V92H116ZM47 95H50V94H47ZM51 95H50V98H52ZM66 96H67V93H66ZM217 96H218V94H217ZM243 96H244V94H243ZM41 97H43V96H41ZM118 97H119V94H118ZM135 97H136V95H135ZM69 98H71V97H69ZM64 99L65 98H62V100H64ZM239 99H241V98H239ZM62 100H59V101H62ZM68 100H70V99H68ZM74 100L71 99L70 101H74ZM46 101H48V100H45V102ZM78 101H76V102H78ZM220 101H221V99H220ZM79 102H78V104H79ZM193 102L194 101H192V104H193ZM195 102L198 103V100L195 101ZM225 102H226V100H225ZM38 103H40V101ZM38 103H37V105H38ZM50 103L52 104V102H50ZM64 103H65V101H64ZM197 103H196V105H197ZM57 104H58V101L57 102H54L53 101V104L51 106H52V108H55V110L57 112H58V110L60 112V109H57V108H59ZM0 105H1V103H0ZM41 105H39V107ZM129 105H131V104H129ZM46 106H48V105L46 104L45 107ZM66 106L67 105H65V107ZM5 107H4V109H5ZM35 107H36V105H35ZM192 107H194V106H192ZM43 109H44V107H43ZM130 109H131V107H130ZM53 110H51V111H53ZM55 110H54V112H55ZM70 110L68 112L71 113ZM34 111H37V110H34ZM47 111H48V109H47ZM114 111H116V110H114ZM114 111H113V113H114ZM130 111H129V114H131ZM33 112H31V113L33 114ZM64 112H66V111H64ZM121 112H119V113H121ZM195 112H196V110H195ZM125 113H126V111H125ZM125 113L124 112H123V114L121 113L122 115H120V116H124ZM28 114L30 115V113H28ZM216 114H218V113H216ZM8 115H6V116H8ZM114 115H116V113L113 114V117H114ZM24 116H23V118H24ZM118 116H117V118H118ZM129 116L132 117V115H128L127 117L129 118ZM12 117H10V118H12ZM30 117H32V116H30ZM33 117H34V115H33ZM5 118H4V121L6 120ZM78 118L80 119V117H78ZM82 118H84V117H82ZM24 119H26V118H24ZM119 119L121 120V118H119ZM195 119H196V117H195ZM214 119H216V118H214ZM14 120H16V119H14ZM153 121L151 123H153ZM25 122H27V121H25ZM25 122L23 121V123H25ZM132 122L133 121H132V118H131V124H132ZM11 123L8 122V124H10V125H11ZM20 123H22V122L20 121ZM120 123H123V122H120ZM131 124L129 126H131ZM10 125L9 126L0 127V146H1V149L4 150L3 152L5 153L6 158L8 160H10V167H11L9 171H7V169H5L6 171H3L4 172L3 174H5V172H6V177L7 178L6 177L5 178L7 180H5V184L6 185L3 183L5 186L4 185H1V186H4V187H2L3 189L1 190V188H0V211L2 210V208L6 204L8 206V203H10V202H13L15 200L19 201L20 199H22V200L24 199L25 200V198L33 197L34 196L33 193L32 194H29V193H23V194H21V193L17 192L18 189L16 190L15 187H14V183H15L14 182L15 181L14 178H15V174H16L17 168L15 167V165L13 163H14L15 158H16V148H15V146H16V142H17V139H18V134L16 132H14V130L12 129L11 126H13V125H11V126ZM26 126H28V125H26ZM122 126L124 128V125H122ZM20 127H23V126H20ZM31 127H33V126H30V128ZM33 128H35V127H33ZM118 128H120V127H118ZM123 128H122V130H124ZM133 128H134V126H133ZM42 129H41V131H42ZM113 129H111V131ZM126 129L128 130L127 127H126ZM126 129H125V131H126ZM135 129H137V128H135ZM36 130H37V127H36ZM215 130H217V128ZM119 131H117V132H119ZM130 131H133V130L130 129ZM138 131H140V130H138ZM142 131H144V130H142ZM114 132L115 131L113 130V134H114ZM121 132L122 131H120L119 133H121ZM19 133H20V131H19ZM126 133L128 134V131ZM115 134H117V133H115ZM137 134H139V132ZM132 135H134V134H132ZM215 135H217V134H215ZM36 136L38 137V135H36ZM116 136L117 135H115V137ZM120 138L122 139V137H120ZM142 139H144V138H142ZM220 139H222V138H220ZM113 141L114 140H112V142ZM112 142H110V143H112ZM19 143H20V140H19ZM100 144H99V146H100ZM40 145H42V144H40ZM114 145H115V142H114ZM56 146H55V148H56ZM104 146H106V145H104ZM183 146L185 147L186 145L184 144ZM44 148H46V147H44ZM126 148H127V150H126ZM47 149H49V148H47ZM194 149H196V148H194ZM222 149H220V150H222ZM192 150H193V148H192ZM192 150H191V152H192ZM196 151L197 150H195V152ZM199 152H198V154H199ZM221 152L223 153V151H221ZM193 154H197V153H193ZM200 154H201V152H200ZM55 156H56V154H55ZM65 156H66V154H65ZM193 156H195V155H193ZM198 157H196V158H198ZM221 157H223V156H221ZM192 158H194V157H192ZM116 160H118V161L121 160V161H123V164H124L122 170H120V168L117 169V170H120L121 171V172L119 171L120 172L119 174H115L114 172H116V171H113L114 169L112 170V168L110 166L108 167V164L111 165V162H114L115 161L116 163H118ZM132 160H134V162H131ZM182 160H183V158H182ZM64 161H65V159H64ZM193 161H195V159ZM115 162H114V165L112 164L113 167L115 166ZM130 162H131V164H130ZM195 162H197V160ZM99 163H102V164H99ZM200 163H199V165H200ZM224 163H226V162H223V164ZM64 164H65V162H64ZM185 164H186V162H185ZM194 164H197V163H194ZM103 165H105V166H103ZM224 165H222V167ZM118 166H121V165H118ZM5 168H7V167L5 166ZM60 168H61V166H60ZM225 169L227 170V168H225ZM53 170H54V168H53ZM49 171H50V169H49ZM203 171H206V170H203ZM47 172H48V170H47ZM177 172H179L181 174V176H179L180 174L178 173L179 179L182 178V181L180 179V182L179 181H176V173ZM229 172H230V170L227 173H229ZM116 173H118V172H116ZM205 173L206 172H204V174ZM225 173H226V171H225ZM223 175H225V174H223ZM229 175L230 174H228V176ZM48 176H49V174H48ZM231 177H233V176L231 175ZM43 178H45V177H43ZM233 178H229L228 177V179H230V180L233 179ZM16 179H17V177H16ZM46 180H48V178ZM204 180H206V179H204ZM224 181H225V185H226V181L228 182V180H224ZM234 181H235V178H234ZM234 181H233V184H234ZM207 182H208V180H207ZM16 184H18V183L16 182ZM49 184L50 183H48V185ZM204 184H208V183H204ZM227 184H229V183H227ZM193 185H191V187ZM47 187L48 186H46V188L45 187L44 188L47 189ZM50 187H51V184H50ZM252 187H253V185H252ZM178 188L182 189V193L180 195H176L175 194V190L178 189ZM232 191H233V189H232ZM251 191H253L252 188H251ZM234 192H236V191L234 190ZM199 194H201V193H199ZM231 194H230V196H231ZM225 195L227 196L228 194L226 193ZM37 197H36V202H37ZM248 198L251 199L250 197H248ZM192 199H193L194 202L191 201ZM78 200L79 201L80 200H83V201L82 202L80 201L81 203L79 202V205H75V202H77ZM222 201H224L223 198H222ZM229 202H228V205H230V204L233 205L234 204V203H230L229 204ZM47 203H41V205L42 204H44V205L46 204L47 205ZM187 203L191 204L192 206H190L188 204L190 207L189 206H188L189 208L185 207V205H187ZM223 203L224 202H222V205H223ZM196 204H198V206ZM91 205L93 206V208L91 207ZM236 205H238V204H236ZM38 207H39V205H38ZM61 207H60V209H61ZM224 207H223V209H224ZM10 208H11V206H10ZM60 209H59V211L56 212V214L58 212H60ZM200 209H202V208H200ZM7 210L8 209L6 208V211ZM38 210H39V208H38ZM224 210H226V209H224ZM3 211H5V210L3 209ZM45 211L47 212V210H45ZM194 211H195V213H194ZM203 211H204V208H203ZM236 211H238V210H236ZM43 212H42V215H44V216L48 213V212L47 213L45 212V214H44ZM192 212L194 214H191ZM231 212H233V210H231ZM33 213L35 215L36 214V211L34 210ZM87 214H85V215H87ZM233 214H234V212H233ZM3 215H5V214H3ZM47 215H49V213ZM196 215H197V213H196ZM199 215H200V213H199ZM37 216L38 215L36 214V217ZM53 216H55V215H52V219H53ZM57 216H58V214H57ZM83 216H84V214H83ZM83 216H81V217H83ZM202 216L205 217L204 216V213L202 214ZM50 217L51 216H49V218ZM58 217H60V216H58ZM203 217H202V219H203ZM65 219L63 221L66 222ZM198 219H200V217ZM78 220H80V218H78ZM233 220H234V218H233ZM48 221L49 222H52L51 221V218H50V220H47V222ZM54 221L55 222L54 223L52 222V223L55 225V227H57L56 224L58 222L56 223V221H58V220L56 219ZM61 221H62V219H61ZM201 221L204 222V220H201ZM195 222H197V219L195 220ZM52 223H50V224H52ZM201 223H199V224H201ZM48 226H49V224H47V227ZM200 227L198 226L196 230H198V228H200ZM195 228H196V226H195ZM202 228H201V230H204ZM40 229H42V227ZM45 229L48 230V228H46V227L43 228V230H45ZM51 229L53 230L52 226L50 225V231H48L49 234L51 232ZM225 230H228V228H226ZM192 231H195V230H192ZM216 231H219V229L216 230ZM48 232H46V234ZM53 232H54V230H53ZM217 233H219V232H217ZM49 234H47V235H49ZM52 234L53 233H51L50 235H52ZM225 234H228V232L227 233L225 232ZM55 235L53 237L56 238ZM196 235H197V233H196ZM202 235H205V233H203V234L201 233L200 234V236H202ZM229 235H231V234H229ZM231 236H233V235H231ZM47 238H51V236H49ZM55 238H54V240L57 241L58 239H55ZM228 239H229V248H232L236 253H240L241 252V249H240V246L238 244V241H236L234 238H231V239L228 238ZM63 241H62V243H63ZM50 242H52V241H50ZM56 243L59 244V242H56ZM50 244H52V243H50ZM59 245H61V239H60V244ZM65 247H66V243H65ZM52 248H53V246H52ZM59 249H61V247H59ZM48 250H50V249H48ZM152 250H154V249H152ZM61 251H59V254L61 253ZM158 252H157V254H158ZM53 253L56 254L55 252H53ZM53 253L51 255H53ZM48 257H50V256L48 255ZM53 257L54 256H52L50 258L52 259ZM53 260H55V259H53ZM170 260H169V262H171ZM216 260L218 262H221L220 258H218V257H216ZM49 261L50 260H47V263H49ZM129 261L131 262V260H129ZM51 262H50V264H51ZM54 262L52 264H56V262L55 263ZM64 262H63V264L68 263V262H66V263H64Z\"/></svg>", "mask_w": 264, "mask_h": 264}]
</instances>
